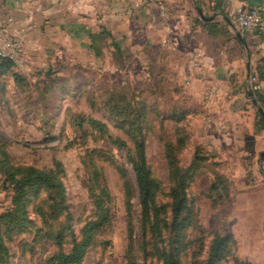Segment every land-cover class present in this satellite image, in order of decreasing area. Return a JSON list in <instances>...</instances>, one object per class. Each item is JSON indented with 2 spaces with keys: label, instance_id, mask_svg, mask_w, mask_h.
<instances>
[{
  "label": "rangeland",
  "instance_id": "rangeland-1",
  "mask_svg": "<svg viewBox=\"0 0 264 264\" xmlns=\"http://www.w3.org/2000/svg\"><path fill=\"white\" fill-rule=\"evenodd\" d=\"M128 75L109 70L78 86L42 74L17 85L0 75V264H59L55 255L70 251L86 223L105 212L78 264H264L259 162L242 176L234 166L197 162L196 149L210 150L191 130L194 116L177 129L169 117L181 115L179 94L170 101L147 81L117 83ZM116 92L145 113L138 120L129 113L126 122L116 107L109 114L104 102ZM80 115L105 127L78 128ZM141 154L152 190L147 215L133 169ZM28 169L50 173L61 188L38 185L16 206L8 174Z\"/></svg>",
  "mask_w": 264,
  "mask_h": 264
},
{
  "label": "crops",
  "instance_id": "crops-1",
  "mask_svg": "<svg viewBox=\"0 0 264 264\" xmlns=\"http://www.w3.org/2000/svg\"><path fill=\"white\" fill-rule=\"evenodd\" d=\"M240 6L264 14V0H0V23L22 44L16 69L27 79L49 72L78 86L116 70L129 74L122 86L141 79L167 100L179 94L181 116L195 117L191 130L210 150L206 162L242 176L264 152V79L263 100L250 88L264 30L237 27Z\"/></svg>",
  "mask_w": 264,
  "mask_h": 264
},
{
  "label": "trees",
  "instance_id": "trees-1",
  "mask_svg": "<svg viewBox=\"0 0 264 264\" xmlns=\"http://www.w3.org/2000/svg\"><path fill=\"white\" fill-rule=\"evenodd\" d=\"M260 62L261 64L257 65L256 68L253 71H251L250 77L253 75L257 76V79L260 83V87L258 89H255L254 92L258 99L263 100L264 98L263 95L260 93V90H261V81L264 79V58H262ZM4 74H10L13 82L17 85L28 83V79L19 70L16 69V66L13 63V61L10 58L0 55V75H4ZM46 74H47L46 77H48L50 73L48 72ZM115 94H117V92ZM104 103H107L109 105L108 106L109 114L110 112H112L113 107H116L117 109L116 114L120 116V118L122 117L124 121L126 120L125 118H127L126 115H128L129 113H131V115L134 116V119L138 120V118L141 117L142 112H144L142 109H138V107L133 105L134 99H132L131 96L130 98H126L119 94L112 95L110 98L106 99ZM85 117H86V121H84ZM169 117L171 119H174V121L176 122L175 127L177 129V126H179L178 124L179 122H181V119L183 117L175 113H173ZM75 118L78 119V122L76 123V126L78 128H82L84 126V122H86L91 126H95L99 128L105 127L102 121L96 120L93 117L80 115ZM258 125L264 127L263 117L259 118ZM178 142L180 145H182L184 143V140L178 139ZM137 149L141 150L143 149V146L139 145ZM140 157L141 158L139 161L134 162L133 169L136 173V183L139 190L141 213L142 215H147L150 212L149 204L151 201L152 190L149 184V175H148L145 159L142 154ZM194 159L197 162H202V161H206L208 157L205 155V153H203L201 149H196L194 153ZM8 177L11 183L14 184L13 203L16 206H20L21 204V206L23 207L22 202L26 192L38 185H44V187L56 189V190L61 188L60 183L56 182L50 173L44 171H35L33 169H28L25 173L20 174L19 177H17V175L14 173H9ZM106 215L107 212L99 214L96 220L86 223V225L82 229L83 230L82 239L79 242H75L73 247L67 253L60 252L57 255H55L54 258L57 260V262L59 264L80 263L84 256L86 245L92 239L94 232H96L106 222L107 220ZM164 264H176V263H174L172 260L171 261L167 260L165 261ZM235 264H252V263L248 261L236 260Z\"/></svg>",
  "mask_w": 264,
  "mask_h": 264
},
{
  "label": "built area",
  "instance_id": "built-area-1",
  "mask_svg": "<svg viewBox=\"0 0 264 264\" xmlns=\"http://www.w3.org/2000/svg\"><path fill=\"white\" fill-rule=\"evenodd\" d=\"M232 21L241 29L256 30L258 32L264 30V14L257 7H238L232 14ZM0 55L10 58L16 67L22 68L25 66L22 44L9 32L8 27L3 23H0ZM250 82L252 90L260 87L257 76H251ZM259 168L264 175V159L259 163Z\"/></svg>",
  "mask_w": 264,
  "mask_h": 264
},
{
  "label": "water",
  "instance_id": "water-1",
  "mask_svg": "<svg viewBox=\"0 0 264 264\" xmlns=\"http://www.w3.org/2000/svg\"><path fill=\"white\" fill-rule=\"evenodd\" d=\"M259 111L261 112V114L264 116V111L262 109H259ZM264 158V152L261 153V156L258 160V162L260 163L262 161V159Z\"/></svg>",
  "mask_w": 264,
  "mask_h": 264
}]
</instances>
